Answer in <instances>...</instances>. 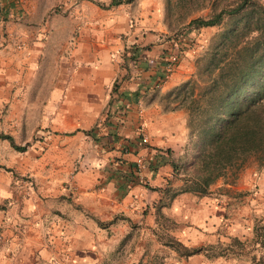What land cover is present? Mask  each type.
I'll list each match as a JSON object with an SVG mask.
<instances>
[{
	"label": "crops",
	"instance_id": "1",
	"mask_svg": "<svg viewBox=\"0 0 264 264\" xmlns=\"http://www.w3.org/2000/svg\"><path fill=\"white\" fill-rule=\"evenodd\" d=\"M60 3L67 16L47 14L46 0H4L0 70L35 73L53 38L73 50L57 55L64 83L41 101L57 111L40 121L50 128L35 139L2 132L25 149L0 139V264H264L244 255L259 249L253 229L264 224V163L253 158L233 184L219 179L206 195L169 200L162 190L182 185L172 162L191 161L194 150L187 110L164 111L159 95L189 79L194 67L185 57L164 79L169 40L161 1L106 9L94 0ZM129 45L135 60L125 55ZM17 91L0 96L8 106L27 107ZM110 93L113 115L97 124ZM172 243L228 249L185 257Z\"/></svg>",
	"mask_w": 264,
	"mask_h": 264
},
{
	"label": "trees",
	"instance_id": "2",
	"mask_svg": "<svg viewBox=\"0 0 264 264\" xmlns=\"http://www.w3.org/2000/svg\"><path fill=\"white\" fill-rule=\"evenodd\" d=\"M135 0H110L111 8ZM170 1V0H166ZM179 1V0H178ZM180 2H182L180 0ZM205 15L181 14L179 21L190 28L223 26L218 41L207 50L197 65V78H190L161 95L164 111L184 108L188 112V140L194 150L191 161L172 167L183 175L178 188L162 189L169 200L183 192L210 193L219 179L233 184L237 171L249 158L264 163V0H209ZM169 4V3H168ZM135 60L136 50L130 48ZM118 83H114L112 92ZM19 151L25 149L14 139L0 133ZM158 189V188H154ZM261 254L252 262H264V224L254 226ZM234 244H240L234 241ZM181 256L204 253L208 257L224 255L228 247L201 246L187 248L172 243ZM217 248L219 250H217ZM224 249V250H223Z\"/></svg>",
	"mask_w": 264,
	"mask_h": 264
},
{
	"label": "rangeland",
	"instance_id": "3",
	"mask_svg": "<svg viewBox=\"0 0 264 264\" xmlns=\"http://www.w3.org/2000/svg\"><path fill=\"white\" fill-rule=\"evenodd\" d=\"M48 12L47 14L52 15L55 12H59L60 14L64 11V16H67V10H64L60 0H46ZM100 2L104 5L108 4L110 0H94ZM162 3V19L163 24L166 29V37L168 38V51L169 57L167 59V63H169V59L172 56L177 57V62L175 64L174 70H176L177 66L181 63V61L187 57L188 61L191 62V66L194 67V72L190 78H197V65L198 59L202 57V55L209 50L217 41L218 34L222 30L223 26H212V27H204L199 30L190 28L185 23L178 22L181 14L192 13L193 16L205 15L208 11V8L203 9V7H207L210 3L209 0H160ZM169 3V4H168ZM98 4V3H97ZM100 6V5H99ZM104 8V7H102ZM106 9V8H105ZM63 19V17H61ZM192 30V31H190ZM197 30V31H196ZM76 34L78 30H75ZM166 38V39H167ZM59 39L53 38L50 39V42L45 46V50L42 53V58L40 59L39 66L36 69L35 73L31 72L27 77L20 75L17 73V68L14 67L9 72L5 68L4 70H0V92H4L11 88V95L15 98L16 94H22V91H17V88L22 89L25 95V99L29 101V105L25 108H18L8 106L4 103V96H0V133L2 132H14L20 131L22 133V137H35L38 135H42L45 132L46 128H50V124L40 123V121L44 120L45 122L51 120V117L57 113L55 109L44 108L41 105V101L43 100H52L50 96L53 93L49 92V87L54 86L58 82L64 83L62 80L59 81L58 75L62 73L60 67L55 66V59L57 55L67 54L73 50V44L66 42L63 46L62 43H56ZM18 44H10L9 47L16 48ZM6 45V44H4ZM22 44H20V47ZM130 46L126 48L125 55L129 58ZM19 48V47H18ZM6 49V47L1 46L0 51ZM3 56L0 54V60L3 59ZM6 61V60H5ZM129 63V60L126 61ZM123 64V62H122ZM2 63L0 66H4ZM12 67V66H11ZM20 71V70H19ZM171 75V74H170ZM189 78V79H190ZM118 79L114 81L117 84ZM113 83V84H114ZM119 85V83H118ZM113 85L111 86L112 90ZM109 89V87H107ZM112 93V92H111ZM110 93V96L106 102V106L103 111L98 116L97 124L103 123L108 119L109 116L113 115L111 112V108L114 109L112 105L113 97ZM165 94V93H163ZM159 95V101L161 99V95ZM165 103V100L161 101V104ZM19 119V122L17 121ZM30 141H26V144L33 143L34 140L30 138ZM21 142V141H19ZM41 145V144H40ZM2 143L0 142V153L4 154V148L2 147ZM42 146H44L42 144ZM253 158H249L246 164L253 162ZM180 164V163H177ZM244 165L237 171L242 170ZM177 180L182 181L183 175H177ZM27 180V178H25ZM223 180V179H221ZM258 253H252L253 249H246V256L251 257L253 255L259 256L263 248L258 246ZM252 253V254H251Z\"/></svg>",
	"mask_w": 264,
	"mask_h": 264
},
{
	"label": "built area",
	"instance_id": "4",
	"mask_svg": "<svg viewBox=\"0 0 264 264\" xmlns=\"http://www.w3.org/2000/svg\"><path fill=\"white\" fill-rule=\"evenodd\" d=\"M5 22H6V15L4 12V0H0V47L4 46V44L6 43V38L4 35ZM18 47H20V44H18ZM176 62H177L176 56L170 57L169 63L166 65V68L164 70L165 72L164 79L168 78V76L172 73ZM142 139L145 142L147 141L146 137H143ZM138 163L142 164L141 159H138Z\"/></svg>",
	"mask_w": 264,
	"mask_h": 264
}]
</instances>
